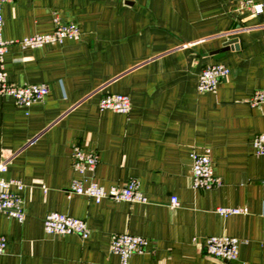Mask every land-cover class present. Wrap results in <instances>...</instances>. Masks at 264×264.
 <instances>
[{
    "label": "crops",
    "instance_id": "0c3cea01",
    "mask_svg": "<svg viewBox=\"0 0 264 264\" xmlns=\"http://www.w3.org/2000/svg\"><path fill=\"white\" fill-rule=\"evenodd\" d=\"M243 0H12L2 7L1 35L16 40L52 30V15L73 22L76 40L36 47L11 44L2 57L7 81L42 83L47 94L23 107L0 95L2 174L23 184L22 219L0 212L6 239L0 264H118L112 233L146 239L127 264H264V0L258 14ZM228 68L214 91L199 92L206 65ZM107 93L130 109H99ZM96 154L78 174L71 147ZM207 151L220 183L194 189L190 154ZM135 178L144 202L67 194L71 181L107 188ZM175 196L177 206L169 205ZM217 207H244L219 215ZM84 220L88 236L47 234L46 212ZM238 239L233 261L209 255V235Z\"/></svg>",
    "mask_w": 264,
    "mask_h": 264
},
{
    "label": "built area",
    "instance_id": "2783aa9c",
    "mask_svg": "<svg viewBox=\"0 0 264 264\" xmlns=\"http://www.w3.org/2000/svg\"><path fill=\"white\" fill-rule=\"evenodd\" d=\"M12 0H0V95L12 97L16 104L28 107L34 102L41 101L47 94V87L42 83L15 84L7 81L2 69V57L7 47L17 44L20 47H36L43 44L60 43L63 39L76 40L79 38V29L73 22H61L57 15H52L53 28L48 33L33 34L16 40L2 38V7ZM241 7L258 14L262 11V4L253 0H243ZM228 68L220 63L206 65L200 69L197 76L196 89L199 92L214 91L219 80L225 78ZM251 105L264 104V89L255 90L249 98ZM99 109L111 110L119 113H127L130 102L126 95L120 93H107L98 100ZM251 146L255 154H264V133L253 136ZM97 158L93 151H84L78 145L71 147V165L78 174L94 169ZM6 170L5 162H0V212L22 219V197L20 191L23 184L17 179H6L3 173ZM190 180L194 189H210L220 183L219 177L213 174L210 158L205 150L202 153L190 154ZM137 180L130 178L123 185H111L104 188L95 181L89 180L83 184L73 179L67 194H80L91 198L94 202L107 198L114 201L144 202L145 197L138 190ZM175 196H170L169 205L177 206ZM219 215L242 214L246 212L244 207H217ZM42 229L47 234H74L80 239L88 236V229L84 220L72 217L57 211H48L42 219ZM6 239L0 235V253H3ZM146 245V239L140 235L129 233H112L108 241V250L118 256V264H127L128 257L133 253H141ZM206 252L214 257L233 261L237 257L238 239L232 236L220 234L209 235L204 239Z\"/></svg>",
    "mask_w": 264,
    "mask_h": 264
}]
</instances>
